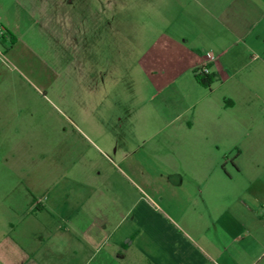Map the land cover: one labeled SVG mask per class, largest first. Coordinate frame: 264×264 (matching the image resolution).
I'll return each instance as SVG.
<instances>
[{
    "label": "crops",
    "instance_id": "obj_1",
    "mask_svg": "<svg viewBox=\"0 0 264 264\" xmlns=\"http://www.w3.org/2000/svg\"><path fill=\"white\" fill-rule=\"evenodd\" d=\"M138 1L124 116H32L0 39V264H264V0Z\"/></svg>",
    "mask_w": 264,
    "mask_h": 264
},
{
    "label": "rangeland",
    "instance_id": "obj_2",
    "mask_svg": "<svg viewBox=\"0 0 264 264\" xmlns=\"http://www.w3.org/2000/svg\"><path fill=\"white\" fill-rule=\"evenodd\" d=\"M0 8L5 61L32 116L78 123L80 106L93 115L112 103L124 116L140 103L135 87L155 48L143 42L141 1L0 0ZM95 85L107 88L79 90Z\"/></svg>",
    "mask_w": 264,
    "mask_h": 264
},
{
    "label": "built area",
    "instance_id": "obj_3",
    "mask_svg": "<svg viewBox=\"0 0 264 264\" xmlns=\"http://www.w3.org/2000/svg\"><path fill=\"white\" fill-rule=\"evenodd\" d=\"M2 34H3V30L0 28V38H1ZM215 59H216V55L214 53L207 52L206 53V60L202 64V66H200L197 69V72L198 73H203V74H210V64L212 62H214Z\"/></svg>",
    "mask_w": 264,
    "mask_h": 264
},
{
    "label": "trees",
    "instance_id": "obj_4",
    "mask_svg": "<svg viewBox=\"0 0 264 264\" xmlns=\"http://www.w3.org/2000/svg\"><path fill=\"white\" fill-rule=\"evenodd\" d=\"M195 77L198 80V82L204 86H210V84L213 82L214 79L212 74L198 73L197 69L195 70Z\"/></svg>",
    "mask_w": 264,
    "mask_h": 264
}]
</instances>
